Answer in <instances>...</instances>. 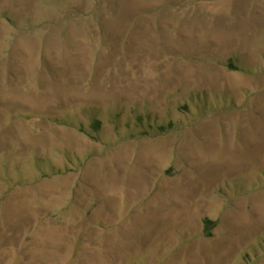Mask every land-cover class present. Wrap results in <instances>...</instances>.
Masks as SVG:
<instances>
[{
	"label": "rangeland",
	"instance_id": "1",
	"mask_svg": "<svg viewBox=\"0 0 264 264\" xmlns=\"http://www.w3.org/2000/svg\"><path fill=\"white\" fill-rule=\"evenodd\" d=\"M0 264H264V0H0Z\"/></svg>",
	"mask_w": 264,
	"mask_h": 264
},
{
	"label": "trees",
	"instance_id": "2",
	"mask_svg": "<svg viewBox=\"0 0 264 264\" xmlns=\"http://www.w3.org/2000/svg\"><path fill=\"white\" fill-rule=\"evenodd\" d=\"M215 222L211 221L209 219H204L203 220V230H202V234L204 237H209L211 236V232L215 227Z\"/></svg>",
	"mask_w": 264,
	"mask_h": 264
}]
</instances>
